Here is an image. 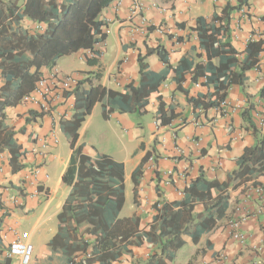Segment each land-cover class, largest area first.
Listing matches in <instances>:
<instances>
[{
    "label": "trees",
    "instance_id": "obj_1",
    "mask_svg": "<svg viewBox=\"0 0 264 264\" xmlns=\"http://www.w3.org/2000/svg\"><path fill=\"white\" fill-rule=\"evenodd\" d=\"M116 1L0 0V72L4 81L0 88V151L10 153L14 172L23 169L19 161L23 153L15 132L6 125V110L21 105L45 71L56 68L64 57L90 51L93 58H88L87 64L97 65L100 50L96 47L107 39L106 24L100 15ZM243 6H249L248 0L228 4L210 19L198 18L190 30L197 35L199 46L175 65L170 63L165 47L158 45L147 55H138L139 80L125 85L122 91L94 83L100 74L88 73L64 94V100L73 98L71 116L60 121L72 150L62 176V184L70 192L58 213V232L49 246L64 255L66 264H114L124 256L133 257V248H146L150 253L145 260L131 264H176L177 252L186 246L185 237L199 245L204 235L228 217L232 192L248 184L264 186L258 182L264 176V136L259 135L254 121V104H249L241 117L245 129L255 135L256 144L236 160L237 168L228 180H210L200 170L185 186L184 197L173 201L167 200L157 187L152 220L144 227V215L120 217L125 205V165L106 154L89 157L84 145L78 143L79 131L96 104L102 105L103 117L109 119L114 112L141 116L156 101L158 126L168 124L177 115L160 92L167 80L175 83L194 112L219 109L235 85L245 93L247 73L260 69L264 40H250L243 50L233 44L232 19ZM26 20L31 24L26 25ZM40 26L45 27L44 31ZM153 54L165 65L160 72L151 70L146 61ZM188 76L193 84L205 79L202 84L207 92L193 94L184 87ZM259 96L264 100V85ZM30 116L43 114L31 111ZM149 158L146 155L132 174L136 205L139 179ZM2 252L0 243V257ZM0 264H11V260L5 258Z\"/></svg>",
    "mask_w": 264,
    "mask_h": 264
},
{
    "label": "crops",
    "instance_id": "obj_2",
    "mask_svg": "<svg viewBox=\"0 0 264 264\" xmlns=\"http://www.w3.org/2000/svg\"><path fill=\"white\" fill-rule=\"evenodd\" d=\"M237 2L238 0H117L100 15V20L106 24L105 32L109 31V33L105 42L96 47L100 50L98 64L88 65L87 59L93 58V54L90 51H81L71 55L80 60L78 64L73 61L72 65L64 70L59 66L62 58L54 70L65 75H74L79 80L85 78L88 73H98L101 77L94 80V83L120 92L125 85L139 80L137 58L140 53L147 55L149 50L163 45L170 63L177 64L183 56L191 53L193 47L199 46L197 35L190 30L195 26L197 19L200 17L210 19L215 12H221L228 4L236 5ZM117 3H121L119 8H116ZM136 3L143 5L142 16L150 22L149 29L141 24L138 17L132 15L131 10ZM248 4L247 14L242 16L241 9L240 12L234 14L231 23V39L239 50L246 48L250 37L254 40H264V0H248ZM24 23L31 24L28 20ZM146 61L150 69L156 72L162 71L165 67L157 54L149 56ZM50 72L51 70L45 71V76H48ZM247 78L245 93L237 85L233 86L229 92L228 105L225 109L195 112L187 104L185 96L176 90L175 83L167 80L160 92L163 101L174 108L177 116L168 124L158 126L155 119L158 103L152 101L146 112L152 113L153 123L150 132L145 133L142 129L143 124L134 121L132 115L112 113L106 120L109 123L116 122V125L112 126L113 133L120 139V133L125 132L129 139L124 144V150H118L115 153L100 150L105 137L98 132L96 127L89 131L93 123V112L98 107L103 116L102 105L96 104L92 114L86 118L79 131L78 143L84 145V153L89 157L106 154L125 165L126 202L120 215L121 218H130L135 214L144 215L145 218L141 222V227H144L152 220L153 212L150 209L157 200V187L164 193L167 200H180L178 192L183 191L200 170L204 171L210 180L219 182L228 180L237 168L236 160L247 148L256 144L253 132L246 130L243 125L242 111L249 104H254L256 108L254 121L257 126L261 119L264 120V100L259 96L260 89L264 85V55L260 69L248 72ZM3 83L0 72V88ZM198 83H201L200 87H196L188 76L184 87L190 89L193 94L206 93L207 89L203 86L202 79ZM247 95L250 97L247 98ZM72 108L73 98H67V100H57L54 111L43 116H30L31 111L34 110L22 104L6 110L8 117L6 125L15 132V140L23 153L19 160L23 169L14 172L10 162V153L3 151L2 155L5 158L2 164L5 174L0 178V243L3 252L0 262L6 258L1 236L10 230L23 231L21 230L22 223L29 221L33 216L36 219L31 234L39 232L43 225H47L50 217L56 219V224L55 227L48 228L47 238L37 247L32 264L66 263L64 255L58 250H53L49 242L58 232L57 216L70 192L66 187L62 190L61 186H63L62 176L68 167L72 150L70 149L66 157L58 156L60 178L56 186L51 184L48 169L55 160L54 152L59 145L57 131L61 130L60 121L63 117L71 116ZM258 130L259 135L264 136V126H258ZM40 138L50 140V147L45 152L47 153L45 158L32 153V150L40 147L38 144ZM54 138L57 139V144L53 142ZM97 145L100 148H97ZM175 147L185 150L186 156L178 157ZM146 155L155 157L157 169L155 172L149 169L148 161L144 165L138 186L137 202L139 205H136L134 184L132 182L130 196L128 183L132 181L133 172L141 165ZM35 166H42V170L38 178L39 193L37 197L31 199L20 186L24 177ZM171 169L176 175L185 171V177L180 178L175 175L173 186L163 187L164 173ZM46 175L48 178H45ZM258 182L264 184V176L260 177ZM248 186L250 187V184ZM248 186L231 193L228 217L218 223L210 233L204 235L199 245H194L189 237L184 238L186 246H190L192 250L184 261L178 259L183 249L178 251L176 264H189V262L224 264L223 257L226 258V264H251L259 260L255 250L261 245L264 235V216L258 213L262 201L247 193ZM4 188L8 190L4 191ZM130 198H132V205L126 211L125 206ZM236 202L237 205L233 206ZM52 207L54 211L48 217ZM244 211L249 214L247 220L241 224L243 232L248 236L247 250L240 249V246L231 238L229 228L230 221L238 218ZM133 253V257L124 256L121 262L114 264H131L136 260H145L150 250L133 248ZM13 263L15 264L16 261H12Z\"/></svg>",
    "mask_w": 264,
    "mask_h": 264
},
{
    "label": "built area",
    "instance_id": "obj_3",
    "mask_svg": "<svg viewBox=\"0 0 264 264\" xmlns=\"http://www.w3.org/2000/svg\"><path fill=\"white\" fill-rule=\"evenodd\" d=\"M121 3H117L116 8H119ZM143 5L140 3H136L131 10L132 15L138 17L142 25H144L147 29L151 26L150 22L147 20L146 17L142 16ZM241 15L245 16L247 14V8L242 7ZM244 18V17H243ZM40 31H44L45 27L40 26ZM159 32L163 33V31L159 30ZM106 35L109 31L105 32ZM254 40L253 37H250L248 41ZM55 69V68H54ZM51 70L48 76H44L41 78L37 84L35 89L28 95H26L22 100V105H26L31 107L34 111L39 114L48 115L51 114L56 106L57 100H63L64 94L71 91L77 83L79 82L78 77L74 75H65L59 72L58 70ZM205 82V79H202ZM201 83H197L196 87H200ZM228 102H223L217 111L225 109L227 107ZM201 111V110H200ZM259 127L264 126V120H260L258 123ZM55 144L58 143L57 139H52ZM162 142L164 143L165 140L163 139ZM38 144L40 145L39 148H35L32 150L33 154H39L41 157H46L48 148L50 147V140L47 138H40L38 140ZM2 151H0V178L5 174L4 173V162L5 157L2 155ZM175 153L178 157H185L186 151L175 147ZM23 156V155H22ZM149 162V169L156 171V161L155 157L151 156L148 160ZM42 166H35L30 169L29 173L24 177L22 181V185L20 186L23 188V192L31 199L37 197L38 191V178L41 174ZM176 173L174 170H168L164 173L162 185L163 187H172L173 186V179ZM176 176L180 178L185 177V171L178 173ZM48 178V175L45 176ZM249 188L248 194L254 195L257 199L262 201V205L259 208L258 213L264 216V186L260 185L257 187H247ZM8 188H4V191H7ZM178 196L182 199L184 197V192L179 191ZM67 199V198H66ZM64 205V204H63ZM60 212V211H59ZM248 212L244 211L241 213L240 216L234 220H231L229 223L230 228V235L231 238L240 246V249L247 250L248 249V236L243 232L241 228V224L244 223L248 218ZM58 217V216H57ZM58 220V219H57ZM264 228V222H263ZM57 234V233H56ZM2 241L4 242L3 246L6 252V258L12 261H16L15 264H32L33 263V253L35 251L33 244L31 243L32 234L28 231H16L10 230L9 232H5L2 236ZM256 255L258 256L259 260L257 262H252L251 264H264V235L261 245L256 247ZM224 264H226V258L223 257ZM14 264V263H13ZM66 264V263H65Z\"/></svg>",
    "mask_w": 264,
    "mask_h": 264
},
{
    "label": "rangeland",
    "instance_id": "obj_4",
    "mask_svg": "<svg viewBox=\"0 0 264 264\" xmlns=\"http://www.w3.org/2000/svg\"><path fill=\"white\" fill-rule=\"evenodd\" d=\"M73 59H75V58H73L71 56L64 57L61 60V62L59 63V66L62 69L66 70L69 68L70 65H72L73 61H75V64H78L80 62V60H77V59L73 60ZM93 114H94L93 123L90 126L89 131H91L93 129V127H96L98 132L103 134L105 137L104 142H103L100 150L101 151L106 150V151L114 152V153L118 150L123 151L124 150V144H126V141H129L128 135L125 132H121L120 133V139L118 137H116V135L113 133V130H112V126H115L116 122L111 121L109 123L101 115L100 107H98L93 112ZM131 117L134 121L141 122L143 124L142 129H143V131H145V133L150 132V128H151L152 123H153L152 113L146 112L144 115H141V116L140 115H132ZM57 135H58V139H59V145L54 152L55 160H54L53 164L51 165V168L48 169L50 181H51V184L53 186H56V184L58 183L59 178H60V168L58 167V156L61 155V156L66 157V155L70 151V142H69L68 137L61 130L57 131ZM97 148H100L99 145H97ZM61 189L65 190V186L64 185L61 186ZM128 189H129V193L131 196V192H132V181L131 180L128 183ZM131 203H132V198L128 199V203L125 206L126 211H127V209H130V207L132 205ZM235 205H237V202L233 206H235ZM53 211H54V209L52 207L51 211L48 213L47 216L49 217L50 215H52ZM126 211H125V214H126ZM35 219L36 218L32 216V217H30L29 221L23 222L22 226H21V230L28 231L29 233H31L32 228L34 226ZM55 224H56V219L50 217L47 225H43L40 228L39 232L32 234L31 243L33 244L34 249H35V251L33 253V258H34V254L37 250V247L45 242V240L47 238L48 228L51 226L55 227ZM191 250H192V248L190 246H185L183 248V250L179 253L178 259L180 261L186 260L188 258V255L190 254Z\"/></svg>",
    "mask_w": 264,
    "mask_h": 264
},
{
    "label": "clouds",
    "instance_id": "obj_5",
    "mask_svg": "<svg viewBox=\"0 0 264 264\" xmlns=\"http://www.w3.org/2000/svg\"><path fill=\"white\" fill-rule=\"evenodd\" d=\"M244 7H246V6H244Z\"/></svg>",
    "mask_w": 264,
    "mask_h": 264
}]
</instances>
